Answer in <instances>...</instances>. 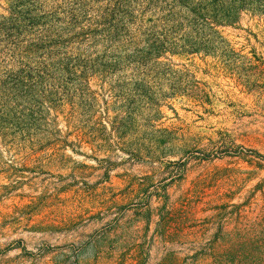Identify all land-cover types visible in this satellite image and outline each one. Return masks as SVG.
I'll return each instance as SVG.
<instances>
[{"label": "rangeland", "instance_id": "rangeland-1", "mask_svg": "<svg viewBox=\"0 0 264 264\" xmlns=\"http://www.w3.org/2000/svg\"><path fill=\"white\" fill-rule=\"evenodd\" d=\"M143 1L0 0V264H264V14Z\"/></svg>", "mask_w": 264, "mask_h": 264}, {"label": "trees", "instance_id": "trees-1", "mask_svg": "<svg viewBox=\"0 0 264 264\" xmlns=\"http://www.w3.org/2000/svg\"><path fill=\"white\" fill-rule=\"evenodd\" d=\"M17 2L19 4L22 0H17ZM143 2L146 9L154 8L155 11L165 14L166 18L175 16L178 9H187L192 16L190 20H187V24L195 29L196 33L209 30L215 36H219V32L216 31L217 27L235 24L240 20V13L247 8H253L264 14V0H144ZM151 38L152 40L148 44L150 52L146 56L159 58V54L165 47L163 44H158L159 38L156 36ZM189 46H191V51H196L194 46ZM180 47L186 49L185 46ZM21 73L20 77L12 74L9 78L15 84L20 81L21 84L24 83L23 81L27 77L31 80L34 79L33 76L24 75L25 71H21Z\"/></svg>", "mask_w": 264, "mask_h": 264}]
</instances>
